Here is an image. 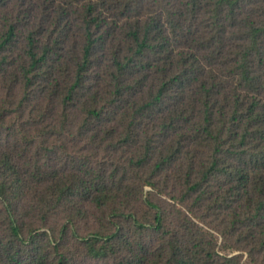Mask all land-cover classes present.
I'll use <instances>...</instances> for the list:
<instances>
[{"label":"trees","instance_id":"obj_1","mask_svg":"<svg viewBox=\"0 0 264 264\" xmlns=\"http://www.w3.org/2000/svg\"><path fill=\"white\" fill-rule=\"evenodd\" d=\"M11 1L0 264H264L253 0Z\"/></svg>","mask_w":264,"mask_h":264},{"label":"rangeland","instance_id":"obj_2","mask_svg":"<svg viewBox=\"0 0 264 264\" xmlns=\"http://www.w3.org/2000/svg\"><path fill=\"white\" fill-rule=\"evenodd\" d=\"M248 4V3H247ZM247 6V7H246ZM245 6L244 12H251L252 10H256V15L259 16L262 20H264V0H253V1H249V4ZM8 8L9 14H14L18 11H26L27 13H30L31 17H33V19H35L36 17H40L41 11L39 9H32L30 7V4H26L25 6H22L20 3L16 2L15 0L11 1L8 3ZM256 16V17H257ZM5 97H6V91L3 88V85L0 84V106L3 105V103L5 102ZM16 140H17V136L13 135L11 133V131H9V129L6 131L3 129V131H0V152L3 151L4 149H6V147H15L16 146ZM151 189V188H149ZM166 200V205L168 206V208L170 209V212L173 214V205L172 202L165 199ZM2 204L0 201V211H2ZM93 222V221H92ZM91 225L94 224V222ZM223 242V238L220 237V241H219V246L222 245ZM240 253V251H235L230 253V255H235ZM107 261L105 260H97V259H90V260H85L83 262V264H106ZM243 263L244 264H249V258H248V254L246 253L244 258H243Z\"/></svg>","mask_w":264,"mask_h":264}]
</instances>
